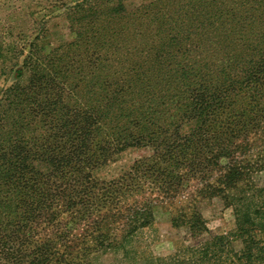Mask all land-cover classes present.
Returning a JSON list of instances; mask_svg holds the SVG:
<instances>
[{
    "label": "trees",
    "instance_id": "trees-1",
    "mask_svg": "<svg viewBox=\"0 0 264 264\" xmlns=\"http://www.w3.org/2000/svg\"><path fill=\"white\" fill-rule=\"evenodd\" d=\"M64 14L72 41L0 55L16 74L0 88V264H264V0ZM129 149L152 154L101 179ZM215 199L235 217L226 235L200 209ZM159 207L193 241L167 257L136 245Z\"/></svg>",
    "mask_w": 264,
    "mask_h": 264
},
{
    "label": "rangeland",
    "instance_id": "rangeland-1",
    "mask_svg": "<svg viewBox=\"0 0 264 264\" xmlns=\"http://www.w3.org/2000/svg\"><path fill=\"white\" fill-rule=\"evenodd\" d=\"M81 0H0V55L15 56L25 50L27 44L35 38H48L55 47L63 42L72 41L64 10ZM147 0H129L135 7ZM2 46V47H1ZM3 59H0V88L9 85L16 77L11 69V61L6 63L3 71ZM152 154L150 149H129L123 152L115 162L106 166L99 177L112 180L127 172L133 164ZM259 187H264V172L257 177ZM201 212L215 235H226L235 230V217L232 209L226 208L222 200L203 201L199 203ZM154 226L141 234L137 240L140 252L148 251L156 257L171 255L182 244H193L185 229L173 228L169 210L159 207ZM239 249L241 245L236 243ZM135 257V255H132ZM141 259V258H140ZM133 258L125 260L122 254H105L94 264H146ZM144 259V258H143Z\"/></svg>",
    "mask_w": 264,
    "mask_h": 264
}]
</instances>
